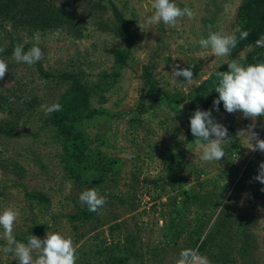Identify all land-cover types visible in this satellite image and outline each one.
Here are the masks:
<instances>
[{"label":"rangeland","instance_id":"1","mask_svg":"<svg viewBox=\"0 0 264 264\" xmlns=\"http://www.w3.org/2000/svg\"><path fill=\"white\" fill-rule=\"evenodd\" d=\"M246 1L0 0V128L14 133L0 131V264H264V101L249 88L212 141L192 139L204 114L191 103L227 62ZM66 75L116 117L55 125Z\"/></svg>","mask_w":264,"mask_h":264},{"label":"trees","instance_id":"2","mask_svg":"<svg viewBox=\"0 0 264 264\" xmlns=\"http://www.w3.org/2000/svg\"><path fill=\"white\" fill-rule=\"evenodd\" d=\"M63 10L60 9L55 12L56 21L69 25L73 31L75 29L73 17L67 15ZM113 12L121 29L127 31L124 17L116 6H113ZM237 21L241 28L227 46V62L219 67L210 79L201 86L198 101L191 103L192 107L196 103L199 104L204 114L202 120L196 123L199 132L193 136V140L203 143L212 141L216 137L215 131L219 122V115L237 96L249 88L254 91L259 99L264 101V0H247L237 11ZM114 53L117 61L123 62V52L116 51ZM64 77L70 79L72 85L67 100L59 108L57 118L54 120L55 125L63 127L67 121H77L81 117L86 119H112L116 117L115 114L107 110L92 109L90 107L91 88L75 76L66 75ZM146 79L150 84L152 83L150 74L146 75ZM160 94L165 96L163 93ZM204 128L207 130L204 131ZM0 131L9 136L14 135L13 132L3 128H0ZM64 132L67 134L74 133L70 127L66 128ZM78 137H75V146L79 149L83 142ZM170 180L172 182L174 176L170 177ZM28 197L48 208L50 202L44 194H28ZM95 210L96 208L86 215L74 217V219L89 221L94 216ZM175 226L176 219L172 216L169 224L165 226L163 235L169 243L176 244L181 237V233ZM44 229L45 226L42 224L32 226L18 238V241L21 244H28L38 237ZM127 261L126 256L119 257L116 255H109L106 260L108 264H125Z\"/></svg>","mask_w":264,"mask_h":264}]
</instances>
